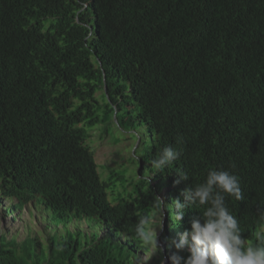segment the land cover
Masks as SVG:
<instances>
[{
	"label": "trees",
	"instance_id": "1",
	"mask_svg": "<svg viewBox=\"0 0 264 264\" xmlns=\"http://www.w3.org/2000/svg\"><path fill=\"white\" fill-rule=\"evenodd\" d=\"M97 123L144 126L142 158L153 172L163 147L182 148L154 173L168 204L210 167L238 175L245 198L226 203L242 237L254 240L264 209V0H0L1 194L18 207L41 197L61 217L78 204L77 212L95 211L88 193L106 194L83 144ZM178 170L189 179L175 184ZM134 192L103 212L123 209L126 219H113L132 235L155 197L149 184ZM199 211L186 210L179 224L166 215L169 229H190ZM127 259L72 234L45 244L0 234V264Z\"/></svg>",
	"mask_w": 264,
	"mask_h": 264
},
{
	"label": "clouds",
	"instance_id": "2",
	"mask_svg": "<svg viewBox=\"0 0 264 264\" xmlns=\"http://www.w3.org/2000/svg\"><path fill=\"white\" fill-rule=\"evenodd\" d=\"M177 143L179 144L181 141H177ZM182 151V148L171 145L163 147L158 156L151 161V167L155 169L154 172L150 170L151 174L162 173L169 165H173L181 157ZM94 162L97 165L96 160ZM176 175L175 184H180L182 181L189 179L188 174L183 170H178ZM161 193L162 191L158 192L154 190L153 208L155 211L151 216L140 214L141 216L134 228L135 235L131 233L127 234L121 225L120 228L125 233L118 236L125 237L128 240L126 243L129 245L123 244L113 236L120 233H114L116 232L114 229H117V224H120V222L117 219H113L115 217H112L111 214V218L103 215V212L112 213L110 207L113 206L108 200V193H105L106 196L103 205L100 207V211L97 206L95 211L90 208L77 212L82 207V205L78 204L74 206V209L69 210V212H63L62 217L58 213H54L52 208L40 203L35 204L33 200L29 201L22 206L28 214V218H25L24 222L35 224L36 220L31 217L32 215L26 208L30 205H37L41 207V213L37 210L36 219H38V223L47 225L46 234L54 232L58 235L56 238L65 239L68 234L80 233L92 245L96 243L95 241H98L105 249H111L113 253H116L123 259L128 258L123 262L132 261L131 264H138L139 253L144 254L147 252H150L151 257L159 253V256L154 259L155 264H157V260H161L159 264H264V209H261L258 213L262 223L254 233V240L248 241L242 237L240 221L230 211L226 203L228 198L237 202L245 198L238 175L226 169L210 167L207 169L201 183L184 188L179 196L171 201V204L165 203L159 197ZM83 195L84 193L80 197L88 198L87 195ZM1 197L0 206L3 207L2 212H5V216H11L8 222L15 225L20 220L15 214L17 211L14 205L16 204L7 195L0 194ZM4 202H8L9 206L13 208H10V210L8 208L5 209L6 207L3 206ZM88 202L89 200H87L86 204ZM192 209H201L202 211H199L197 216L191 218L190 229H185L178 236V240L171 239L166 242V245H161L157 239V230L164 227L162 220L165 212L169 215L170 210L171 221L174 224H179L184 218L186 210ZM82 216H85L86 220L83 221ZM63 220L69 221L71 224L66 223V225L67 227H72V229L67 228ZM89 221H95L100 226ZM52 222L55 225H50ZM87 227L96 228L107 234L102 238L98 237L95 233L88 232ZM0 234L4 235L1 230ZM31 237L42 244L48 243L52 238L46 235L47 238L42 241L37 239V237ZM12 238L16 240L17 237L14 236ZM27 238L28 234L25 239ZM165 246L170 252L168 256L169 263H166L167 259L164 253L167 250L164 249ZM183 253L187 254L184 255Z\"/></svg>",
	"mask_w": 264,
	"mask_h": 264
},
{
	"label": "rangeland",
	"instance_id": "3",
	"mask_svg": "<svg viewBox=\"0 0 264 264\" xmlns=\"http://www.w3.org/2000/svg\"><path fill=\"white\" fill-rule=\"evenodd\" d=\"M87 132L89 134H93L95 132L104 134L101 138H98L97 140L95 137L92 136V147L94 150V157L96 163L99 166L106 165L110 168L117 169V167L123 164L119 167V170L121 172L116 174L117 177H119V181L117 183L111 182L108 187V200L111 203H115L120 197H124L125 195L130 193L127 189V185L132 184V178L128 177H131L134 173L138 171V157L145 156V154L148 152V149L144 148V139L146 140V145H148L150 142L149 136L146 132V128L144 126H141L128 130H123L118 124H113L112 126H110V128L107 127L106 124H100L92 128H88ZM105 171V168H103L100 170V173ZM151 176L152 174L150 172V168L148 166H145L144 170L142 171V178L148 180ZM103 181L108 183V177L103 179ZM164 193L165 190L163 188L162 193L160 194L161 198L164 196ZM6 203L8 202H4L3 206L7 205ZM0 208H2L0 209V230L6 236L7 240H10L12 237L16 236V240L21 241L27 237V234L28 238L33 239L31 236H34L42 241L47 238L46 235L49 237L58 236L54 232L46 234L47 225H42L38 223L36 215L38 211L41 213V207L37 205H30L26 208V210H28L29 213L32 215L31 217L36 220L35 224H30L29 222H22L18 220V218V221L15 225L9 224L8 221L11 219V216L2 215L3 207ZM152 211L154 212L155 209H153ZM50 214L53 216L51 212ZM25 218L26 217H24V219ZM89 222L100 226L95 221ZM159 230L160 229L157 230V234L159 233ZM155 257V254L151 257L150 253H139L137 263L155 264ZM166 263H169V260H167Z\"/></svg>",
	"mask_w": 264,
	"mask_h": 264
},
{
	"label": "bare ground",
	"instance_id": "4",
	"mask_svg": "<svg viewBox=\"0 0 264 264\" xmlns=\"http://www.w3.org/2000/svg\"><path fill=\"white\" fill-rule=\"evenodd\" d=\"M105 90H106V86H104V92H105ZM98 93L99 94L96 93L95 98L98 97V100L100 101L101 100V96H100L101 95V92H98ZM100 124H102V123H97V124H95V126L96 125H100ZM88 128H92V127H88ZM88 128H86V132H87V129ZM102 135H104V134L98 133V132H95L93 134H89L87 132V137L85 138V141H84V144H83V147H85L88 151H90L93 154L94 161H95V157H94V150H93V147H92V145H93V143H92V136L95 137L96 140H97L98 138H101ZM112 144H115V143H112ZM137 162H138V167H139L138 168V171L136 173H134L131 177H128V178H132V184H128L127 185V189L129 190L130 193H128L124 197H120L115 203H112V206L113 207L116 206V205H118L121 201H128V200H130L132 198H135L137 196V192H134V191H137L139 185H141V184H146V185L149 184V185H151L154 188V190H157V191H158V189H157L158 184H161V185L163 184V186H165V184H164L163 181H160V180H158V179L155 178V174H153L148 180L143 179L142 178V171L144 170V162H145V159L142 158V156H140V157H138ZM63 163L66 166L65 158L64 157H63ZM122 165H120V166H122ZM95 166H97L96 167V174H97V177H98V182L101 183L100 185H103L104 186L105 193H108V187H109L110 183L111 182L112 183H117L119 181V177H117L116 174L121 172L119 170V167L120 166L117 167V169L116 168H110V167H108L106 165L99 166L97 164ZM103 168H105L106 171L100 173V170L103 169ZM106 177H108V181H109L108 183H106L105 181H103V179H105ZM5 180H7V179L5 177H3V176L0 175V182L1 181H5ZM164 190H165V193H164V196L162 197L163 200L165 199L164 197L167 196V192H168V190H167L166 187H164ZM87 193H88V191H87ZM0 194H1V192H0ZM88 196L93 201H95L97 203V205L99 207V211H100V207L103 205L104 201L102 199H100V198L99 199L96 198V196H95L94 193H88ZM40 198L41 197H38L37 199H34L33 198L34 203L35 204H39V202L37 200L40 199ZM0 199H2V197ZM9 199H11V198H9ZM11 200H13V202H15V204H16V205H14V208L17 211L15 214L19 217V219L22 222H24V217L28 218L27 212L24 210V208L18 207V205H17L18 204V201L16 199H11ZM6 204L7 205L4 206V207H6L5 209L8 208L10 210V208H13V207L9 206L8 203H6ZM137 205H138V207H140V203L139 202H137ZM0 209H2V208H0ZM152 210H151V212H153ZM88 211H86V212H88ZM86 212H85V214H86ZM117 213L118 214L115 216L117 219H119L120 221H124L126 219L125 216H124L125 215V212L123 211V209L119 208ZM138 213H140V208L138 210ZM2 215H5V212H2ZM166 215L168 216V213L167 212H165L164 218L162 220V222L164 224V227H163L164 229L161 227L160 230H159V233L157 234V239H158V241L160 242L161 245H166V242L170 241L171 239H177L178 240V236H180V234L183 232V230H180L179 231L178 229H176V230H174V229L173 230H170L169 229V225H170L169 217H167ZM140 216L141 215H139V217L137 219H139ZM169 216H171V214H169ZM85 218H86L85 216H82V220L83 221L86 220ZM47 221H49V220H47ZM63 222H64V225L66 227H67L66 223L71 224L69 221L66 222V221L63 220ZM50 225H55V224H53V222H52V223H50ZM120 227H121V224H117V229H114V231H116L114 233H117V232H120V233H118L117 235L114 234L113 236L115 238L118 237L117 239L120 240L123 244L129 245V244L126 243V242H128V240L125 237L118 236L120 234H123L124 235V233H125L123 231V229H121ZM67 228L72 229V227H67ZM124 230L127 232V234H129V232L125 228H124ZM87 231L88 232L91 231V232L95 233L98 237H101V238L104 237L107 234L106 232H101V231H99L96 228H89V227H87ZM73 235H75V236H82V237L86 238L85 236H83L80 233H76V234L73 233ZM95 242H96L95 244H100V242H98V241H95ZM89 245H92V244L89 243ZM164 249L167 250V252L164 253V254H166V259L168 260V256L170 255V252L166 248V246H165ZM148 253H150V252H147L145 254H148ZM155 255H156V257H158L159 256V253L158 254H155ZM164 259H165V257H164Z\"/></svg>",
	"mask_w": 264,
	"mask_h": 264
}]
</instances>
